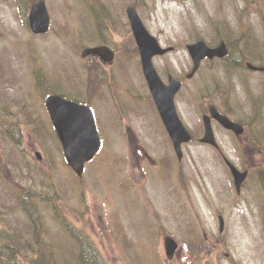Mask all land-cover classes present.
I'll use <instances>...</instances> for the list:
<instances>
[{"label":"rangeland","instance_id":"obj_1","mask_svg":"<svg viewBox=\"0 0 264 264\" xmlns=\"http://www.w3.org/2000/svg\"><path fill=\"white\" fill-rule=\"evenodd\" d=\"M37 1L0 0V248L18 246L6 235L13 227L23 230L24 213L34 207L29 192L41 198L37 222L64 264H75L77 252L59 217L88 233L109 264H264V74L245 67H264V0H139L147 30L163 47H174L153 63L164 81L167 74L182 80L175 103L194 140L182 146L179 161L136 58L123 55L111 71L113 93L104 89L103 103L93 101L102 146L82 178L65 162L44 101L53 93L81 99L87 75L79 54L98 41L92 24L97 6L91 0H44L50 31L33 35L28 11ZM104 1L122 17L124 6L134 3ZM119 33L116 40L126 41L127 34ZM200 39L214 45L223 40L232 60L246 62L234 73L223 62H204L186 78L192 67L186 45ZM210 106L246 128L234 137L213 123L219 152L198 141ZM218 153L248 171L240 194ZM167 236L178 244L171 258L163 244ZM197 241L206 247L199 261L185 249ZM2 254L9 256L3 263L43 261L29 251Z\"/></svg>","mask_w":264,"mask_h":264},{"label":"water","instance_id":"obj_2","mask_svg":"<svg viewBox=\"0 0 264 264\" xmlns=\"http://www.w3.org/2000/svg\"><path fill=\"white\" fill-rule=\"evenodd\" d=\"M127 16L130 21L133 37L139 48L141 56L142 70L157 111L171 139L175 153L179 159L182 157L181 145L190 141L191 136L179 119L174 105V96L181 87V83L171 76L168 84L158 77L153 65L152 57L162 55L172 48L162 49L158 41L152 37L142 24L135 8L127 9ZM29 27L34 34H44L49 29V13L43 0L36 3L29 13ZM188 52L193 60V69L188 77H191L197 70L200 61L207 57H223L226 55V47L221 43L217 48H209L202 41L187 46ZM106 47L87 49L86 53L104 55ZM251 70L263 71L264 68H257L251 64L246 65ZM45 106L53 127L61 143L63 154L67 164L74 173L81 177L86 162L90 161L100 148V139L96 130L95 122L91 110L84 105L63 99L60 96H49L45 101ZM211 117L216 119L224 128L233 130L236 134H241V125L230 121L227 117L220 115L216 110L211 111ZM204 136L202 143L216 145L214 140L210 117L203 116ZM37 157L40 155L37 153ZM236 191L239 192L240 185L247 173L239 172L235 167L229 165ZM220 221V231L223 229V220ZM167 257L171 258L177 248L176 242L167 237L164 242Z\"/></svg>","mask_w":264,"mask_h":264},{"label":"flooded vegetation","instance_id":"obj_3","mask_svg":"<svg viewBox=\"0 0 264 264\" xmlns=\"http://www.w3.org/2000/svg\"><path fill=\"white\" fill-rule=\"evenodd\" d=\"M93 3V6H97V9L92 10V24L96 26L97 35H98V41L96 42H89V45L86 48H94V47H106L107 50H105V54L103 55H96L93 53L84 54L83 50L79 54L80 59L83 60V68L85 65V73L87 75V78L84 80V91L79 90L81 94V99H74L73 101L86 105L92 109V104L95 99H100L103 103V96L104 92L103 90L106 89L110 93H113L112 90V84L110 82V79L113 77L111 75V71L117 62L118 59L123 58V55L131 54L133 55L137 63L139 65L140 74L143 80V84L148 89L147 82L145 80V77L143 75L142 69H141V60L139 55L138 47L136 46V43L134 41V38L132 36V31L130 28L129 20L126 14V10L128 7H134L135 10L138 12L137 9V2L138 0L134 1L133 5H125V13L122 16L117 15L114 13V10L112 11V5L104 0H91ZM128 2V1H127ZM126 2V4H127ZM118 31H120L119 34H122L125 32L127 34V40H116ZM120 36V35H119ZM220 43V41H219ZM216 44L215 46H217ZM227 45V43H226ZM214 47V46H213ZM228 48V46H227ZM242 54V53H241ZM168 54L163 56H156L153 58H163L166 57ZM245 56V55H244ZM246 57V56H245ZM207 59H204L205 61ZM202 61V62H203ZM211 61L213 62H223L224 64L227 63V65L230 68H235L242 64V62H246L243 57L239 56L238 59L232 60L231 59V53L228 48V53L223 58H214ZM80 64V65H81ZM246 64V63H245ZM79 65L77 64V67ZM170 74L166 75V79L169 77ZM77 80H81L80 78L76 77ZM163 79V78H162ZM164 80V79H163ZM78 83V81H76ZM166 82V81H165ZM92 87L101 88V94L99 97H94V94L90 93V89ZM93 95V96H92ZM94 97V98H93ZM93 99V100H92ZM91 100V101H90ZM215 108L214 106H210L208 111ZM93 111V110H92ZM223 113V112H222ZM225 114V113H223ZM227 115V114H225ZM93 117L96 123V117L93 112ZM225 132L229 135L232 134L230 131ZM233 135V134H232ZM234 136V135H233ZM235 137V136H234ZM102 146V142H101ZM217 152H219V149H215ZM220 156L221 161L226 165V160H228L225 156L218 153Z\"/></svg>","mask_w":264,"mask_h":264},{"label":"trees","instance_id":"obj_4","mask_svg":"<svg viewBox=\"0 0 264 264\" xmlns=\"http://www.w3.org/2000/svg\"><path fill=\"white\" fill-rule=\"evenodd\" d=\"M140 6V5H139ZM30 199L34 200V197H37L36 194H28ZM25 196L27 198L28 196ZM39 200L41 198L37 197ZM17 201L19 203L22 202L23 197L17 196ZM26 200H24L25 202ZM52 209H55L56 200L50 199L48 202ZM25 204V203H24ZM26 206V204H25ZM28 209L31 207L26 206ZM5 209V207H4ZM3 209V210H4ZM33 210V211H32ZM32 210H27L25 213L27 215L28 221L24 223L23 230H16L14 228V232L11 235H6V239L9 241L11 239L12 242H17V247H14L11 244H6L4 248H0V264H14L11 262L3 263L1 258H9V256H4L3 252L9 251L12 249L14 251V255L18 254V251H29L34 252L37 257L43 261L37 263V260H32L31 264H64V261H60L57 255L54 253L52 248V242L50 244L46 242L44 236L46 234L43 233L44 226L40 225L37 222V210L35 206ZM6 212L11 213V211L7 208ZM2 212H0L1 215ZM6 214V213H5ZM0 216V222H1ZM59 221L61 226L68 231L69 237H71L74 246H76V259L74 260L75 264H109L107 259L101 254V251L94 244V242L89 237L88 233L74 229L68 220L63 217H59ZM12 229V228H11ZM43 240V241H42ZM186 251L194 257L196 261H199L206 253V247L204 246V242L197 241L196 243H189L185 246ZM75 252V250H74ZM54 258V259H53ZM49 263H46V262ZM67 263V262H65ZM68 264V263H67Z\"/></svg>","mask_w":264,"mask_h":264}]
</instances>
